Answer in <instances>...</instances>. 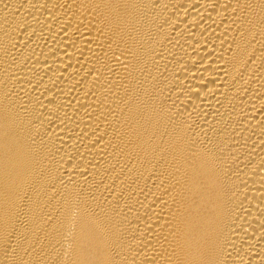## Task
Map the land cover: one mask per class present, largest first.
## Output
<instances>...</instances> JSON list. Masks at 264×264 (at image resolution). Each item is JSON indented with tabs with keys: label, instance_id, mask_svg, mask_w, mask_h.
<instances>
[{
	"label": "bare ground",
	"instance_id": "1",
	"mask_svg": "<svg viewBox=\"0 0 264 264\" xmlns=\"http://www.w3.org/2000/svg\"><path fill=\"white\" fill-rule=\"evenodd\" d=\"M0 264H264V0H0Z\"/></svg>",
	"mask_w": 264,
	"mask_h": 264
}]
</instances>
